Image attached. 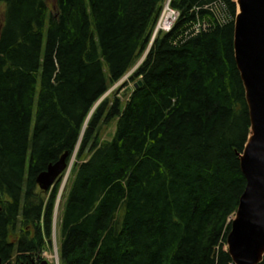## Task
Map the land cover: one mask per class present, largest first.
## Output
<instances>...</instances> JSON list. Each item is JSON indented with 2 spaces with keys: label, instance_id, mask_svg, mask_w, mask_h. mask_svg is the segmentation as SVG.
<instances>
[{
  "label": "trees",
  "instance_id": "trees-1",
  "mask_svg": "<svg viewBox=\"0 0 264 264\" xmlns=\"http://www.w3.org/2000/svg\"><path fill=\"white\" fill-rule=\"evenodd\" d=\"M166 2L0 0L3 264H30L52 243L63 175L49 190L37 178L77 148L61 264H233L227 235L251 132L237 3L172 0L180 16L152 43ZM132 70L126 101L105 96Z\"/></svg>",
  "mask_w": 264,
  "mask_h": 264
},
{
  "label": "water",
  "instance_id": "water-1",
  "mask_svg": "<svg viewBox=\"0 0 264 264\" xmlns=\"http://www.w3.org/2000/svg\"><path fill=\"white\" fill-rule=\"evenodd\" d=\"M237 3L240 13L235 24V53L246 89L251 133L240 154L246 187L231 221L227 242L234 264H259L264 258V0ZM67 159L65 153L38 176L42 189L51 188L67 168ZM32 264L50 263L33 260Z\"/></svg>",
  "mask_w": 264,
  "mask_h": 264
},
{
  "label": "rangeland",
  "instance_id": "rangeland-1",
  "mask_svg": "<svg viewBox=\"0 0 264 264\" xmlns=\"http://www.w3.org/2000/svg\"><path fill=\"white\" fill-rule=\"evenodd\" d=\"M4 8H5V3H4V5L2 4L0 6V27L2 25V19H3L2 15H3ZM143 59H144V56L139 61V63L141 61H143ZM138 64L134 67L133 70H135L137 68ZM133 70L130 71L119 84H116L115 86L112 87V89H110L108 95H110L112 99L115 96L114 95L115 91L118 90V93L116 95L120 96L123 99V101H126V98H127L126 96H128V94H129L128 87L133 88L134 83L130 82V85L128 87H125V88L121 87V85L123 84V82L125 80L128 79V76L133 72ZM115 131H116V121H112V122L103 124L100 128L101 142L103 143V142H107V141L112 140V138L114 137ZM77 162H78V159H76V157H74L72 159V163H70L71 164L70 171L64 173V181H63V188H64L63 193L64 194H66V192H67V189L69 187L67 185V183H69L68 181L71 179L72 171H73L74 167L76 166ZM65 187H66V189H65ZM64 194H63V196H64ZM63 196H62V199H61V197L59 199V204H58V208H57V210H58L57 211L58 212L57 223H56L55 233L53 234L52 243L49 245L48 249H46L44 251V253L41 255L42 258L48 259L51 264H57V262L59 263V261H60V251H59L60 227H59V217L58 216H60V213L62 210Z\"/></svg>",
  "mask_w": 264,
  "mask_h": 264
},
{
  "label": "built area",
  "instance_id": "built-area-1",
  "mask_svg": "<svg viewBox=\"0 0 264 264\" xmlns=\"http://www.w3.org/2000/svg\"><path fill=\"white\" fill-rule=\"evenodd\" d=\"M179 11L176 9L171 8L169 5H167L162 13V16L158 22L157 29L163 30V31H169L171 30L174 25L176 24V21L179 18ZM163 17H166V20L163 21ZM196 30L199 32L206 27L205 24L198 23L196 25Z\"/></svg>",
  "mask_w": 264,
  "mask_h": 264
},
{
  "label": "bare ground",
  "instance_id": "bare-ground-1",
  "mask_svg": "<svg viewBox=\"0 0 264 264\" xmlns=\"http://www.w3.org/2000/svg\"><path fill=\"white\" fill-rule=\"evenodd\" d=\"M166 20V17H163V21H165ZM72 163V162H71ZM60 264V263H59Z\"/></svg>",
  "mask_w": 264,
  "mask_h": 264
}]
</instances>
